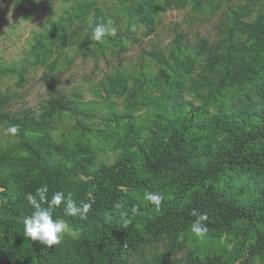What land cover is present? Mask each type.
Returning a JSON list of instances; mask_svg holds the SVG:
<instances>
[{"label":"trees","instance_id":"obj_1","mask_svg":"<svg viewBox=\"0 0 264 264\" xmlns=\"http://www.w3.org/2000/svg\"><path fill=\"white\" fill-rule=\"evenodd\" d=\"M55 1L16 8L29 21ZM59 1L64 15L34 34L28 56L0 65L19 88L0 90V264H264V0ZM190 6L216 19L214 40L177 28L165 48L141 49L147 64L99 81L102 104L60 87L69 49L96 65L121 59L157 34L164 10ZM109 20L115 34L91 41ZM40 68L47 98L12 110ZM45 184L49 199L91 205L86 219L55 209L75 235L52 248L23 231L26 196ZM146 191L163 196L159 210ZM193 210L208 215L202 239Z\"/></svg>","mask_w":264,"mask_h":264},{"label":"rangeland","instance_id":"obj_2","mask_svg":"<svg viewBox=\"0 0 264 264\" xmlns=\"http://www.w3.org/2000/svg\"><path fill=\"white\" fill-rule=\"evenodd\" d=\"M65 8L66 6L57 0L50 9L47 8L32 20L25 21L16 8V0H0V65H10L26 58L30 52L34 34L42 32L49 20L63 16ZM215 24L216 19L211 18L207 13L194 12L191 6L180 10H164L159 18L157 34L150 38L141 37L140 44L132 43L121 59L109 55L107 60L101 59L96 65L92 57H86L84 53L78 54L73 49H69V58L74 57L75 60L70 68L61 69L60 87L70 94H81L85 101H99L102 104L103 100L96 96L99 81L120 68L121 64L128 70L139 68L143 63L147 64L148 60H142L141 49L150 51L154 46L165 48L174 39L177 28L191 41L199 35L214 40L217 32ZM42 74V68L32 73L26 88L20 89L22 97L15 101L12 110L27 107L39 109L41 103L47 98L46 87L41 80ZM16 81V77L0 80V90L17 91L19 88L15 85ZM113 157L111 156V159ZM64 234L75 235L68 226Z\"/></svg>","mask_w":264,"mask_h":264},{"label":"clouds","instance_id":"obj_3","mask_svg":"<svg viewBox=\"0 0 264 264\" xmlns=\"http://www.w3.org/2000/svg\"><path fill=\"white\" fill-rule=\"evenodd\" d=\"M112 22L109 20L106 23L96 24L92 30L91 41L104 42L105 37L115 34V28L111 26ZM18 127L11 125L7 128L6 134L12 136L17 135ZM49 188L45 184L36 189L35 194L29 193L26 200L33 209L30 216H26L23 220L24 237L31 239L33 242H39L48 248L59 245L63 239L64 233L67 230L66 223L59 218L54 217V211L57 207L63 204L64 213L67 216L86 219L87 214L91 208L89 203L81 202L79 205L72 198L71 193L65 194L63 191L55 192L51 198L48 197ZM144 199L155 206L159 210L163 196L158 192L146 191ZM139 211L138 207L132 208V213L136 214ZM125 216L127 214H124ZM192 215L196 219L191 224V232L198 238H203L208 232V227L205 221L208 220L206 213H197L193 210ZM127 222V221H126Z\"/></svg>","mask_w":264,"mask_h":264}]
</instances>
